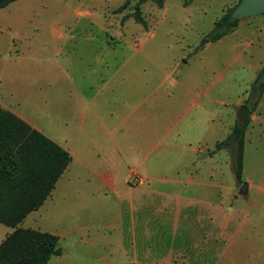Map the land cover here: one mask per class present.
<instances>
[{
	"label": "rangeland",
	"instance_id": "374dc122",
	"mask_svg": "<svg viewBox=\"0 0 264 264\" xmlns=\"http://www.w3.org/2000/svg\"><path fill=\"white\" fill-rule=\"evenodd\" d=\"M239 3L240 0H164L163 8H158L147 2L143 27L130 17L136 0H17L0 9V28L5 39L37 44L49 40L52 26L76 23L80 30L90 29L98 39L107 33L108 38L123 44L124 50L128 47L135 73L131 72L124 87L130 89L131 108L140 103L128 125L126 145L130 158L120 166L129 173V185H150L148 188L158 190V182L153 183L151 177L176 179L186 184L165 192L213 202L235 179L232 147L223 149L225 158L216 159L214 174L201 162L207 153L217 152L216 143L230 136L237 123L238 108L244 104L249 109L254 103L257 96L250 94L251 85L264 69V15L238 19L229 34L216 42L209 38L214 23L233 12ZM124 4L126 7L119 10ZM120 80L117 78V82ZM19 86L3 80L0 87L23 99ZM248 118L242 183L235 179L229 205L241 208L238 215L255 218L247 227H264V93ZM137 146L143 147L147 158L144 166H139L135 158ZM144 167L148 168L145 173ZM121 176L124 178V174ZM97 177H77L68 171L62 180L83 187L74 191L69 186L65 194L68 203L59 209L61 183L56 185L41 210V219L50 233L61 234V256L52 257L48 264L112 261L105 242L104 246L88 250L71 244L72 236L65 232L74 225L77 214L93 217L94 227L102 231L101 217L109 208L105 195L113 198V194ZM189 178L202 185L187 184ZM245 182L254 189L240 195L239 187ZM21 227L32 225L26 221ZM251 233H243L238 243L228 244L231 242L226 239L224 264H264V230H259L258 235Z\"/></svg>",
	"mask_w": 264,
	"mask_h": 264
},
{
	"label": "crops",
	"instance_id": "0c3cea01",
	"mask_svg": "<svg viewBox=\"0 0 264 264\" xmlns=\"http://www.w3.org/2000/svg\"><path fill=\"white\" fill-rule=\"evenodd\" d=\"M146 4L141 6L143 20ZM80 29L76 23L54 25L49 40L36 44L5 39L0 28V86L3 80L17 82L23 98L0 87L1 108L71 157L42 205L18 227L23 228L22 223L28 221L32 227L23 229L54 235L40 215L51 193L61 183L60 209L68 203L65 194L69 186L74 191L83 187L78 183L68 185V181L62 180L66 173L71 171L77 177L91 174L98 176L113 198L106 193L109 208L101 217L102 231L94 227L93 217L74 216V225L65 229L72 236L71 244L91 250L104 246L105 242L112 260L109 264H224L226 239L231 242L228 244L238 243L246 231L258 235L259 230H264L247 227L255 218L240 216L241 208L229 205L233 201L235 179L223 187L224 194H217L213 202H198L181 198L175 191L165 192L167 188L177 189V185L186 184L176 179L151 177L153 183L158 182V190L148 188L150 185L130 186L129 173H124L120 166L126 165L130 158L126 145L130 115L140 108V103L131 108L130 89L124 87L131 72L135 73L130 65L131 56L128 47L124 50L123 44L108 38L107 33L98 39L90 29ZM134 95L139 97L138 93ZM142 150L143 147L137 146L135 158L139 166L147 161ZM220 157L225 158L223 149L213 155L207 153L201 163L214 174L216 159ZM146 170L144 167L143 173ZM187 184L202 185L193 178ZM253 189L248 182L247 193ZM0 225L1 243L13 229ZM55 236L59 243L61 234Z\"/></svg>",
	"mask_w": 264,
	"mask_h": 264
},
{
	"label": "trees",
	"instance_id": "16d2710c",
	"mask_svg": "<svg viewBox=\"0 0 264 264\" xmlns=\"http://www.w3.org/2000/svg\"><path fill=\"white\" fill-rule=\"evenodd\" d=\"M17 0H0V9ZM130 17L141 26L140 5L151 2L163 8L164 0H136ZM125 4L119 10L124 9ZM232 12L214 23L208 34L216 42L236 26L230 20ZM264 69L251 85L250 94L257 98L251 105L253 112L264 93ZM250 119L235 123L230 136L215 144L216 150L231 146L234 154V176L242 183L244 136ZM71 161L68 152L41 135L18 117L0 106V223L12 228L0 243V264H47L61 254L58 237L47 232L23 229L18 225L32 211L37 210L52 190L56 180Z\"/></svg>",
	"mask_w": 264,
	"mask_h": 264
},
{
	"label": "water",
	"instance_id": "95a60500",
	"mask_svg": "<svg viewBox=\"0 0 264 264\" xmlns=\"http://www.w3.org/2000/svg\"><path fill=\"white\" fill-rule=\"evenodd\" d=\"M256 15H264V0H240L230 16V20H238ZM264 77V74H263ZM250 110L243 104L237 111V123L242 125L250 115ZM240 195L247 193V183H243L238 190Z\"/></svg>",
	"mask_w": 264,
	"mask_h": 264
}]
</instances>
